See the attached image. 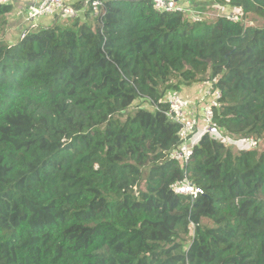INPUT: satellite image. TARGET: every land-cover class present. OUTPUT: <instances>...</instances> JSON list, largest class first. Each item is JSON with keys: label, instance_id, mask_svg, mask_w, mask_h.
<instances>
[{"label": "trees", "instance_id": "16d2710c", "mask_svg": "<svg viewBox=\"0 0 264 264\" xmlns=\"http://www.w3.org/2000/svg\"><path fill=\"white\" fill-rule=\"evenodd\" d=\"M217 1L238 20L105 0L13 45L0 2V264H264V152L204 132L175 161L160 102L207 83L211 126L264 140V0Z\"/></svg>", "mask_w": 264, "mask_h": 264}, {"label": "built area", "instance_id": "2783aa9c", "mask_svg": "<svg viewBox=\"0 0 264 264\" xmlns=\"http://www.w3.org/2000/svg\"><path fill=\"white\" fill-rule=\"evenodd\" d=\"M5 1L6 0H0L1 3H5ZM104 1L105 0H85L84 8L82 10L74 8L68 4L66 0H38L35 6L29 8L26 17L31 21L49 16L58 17L61 20H68L70 18L81 16V14H84L87 10L91 17L95 18L99 15ZM152 2L154 9L157 11H179L184 14V9L180 6L179 0H152ZM227 18L233 20V17L231 16ZM194 19L196 20L197 18ZM30 27L33 29L36 28V25L32 23ZM26 33V30L22 31L19 38H23ZM211 97L214 98L211 99V102L208 104L205 103L203 108L205 129L203 132H201V134L204 132L214 131L216 129L211 126V106L218 98H220V92L212 91L211 87L207 88L205 92L201 93L199 101L203 102V100ZM160 102L168 103L169 109L165 113L166 116L169 117L173 122L178 123L180 126L178 134L181 143L178 147L172 150L170 156L175 161L185 163L191 156L193 146L197 142L196 139H193V134L195 131H197L198 127V121H196L194 118L197 115L196 111L194 110V106H190L189 103L177 92H170L167 97L163 98ZM243 140L249 141V139ZM173 190L178 194L190 196L192 199L203 194L202 188L191 184L187 179H184L178 184L174 185Z\"/></svg>", "mask_w": 264, "mask_h": 264}, {"label": "rangeland", "instance_id": "374dc122", "mask_svg": "<svg viewBox=\"0 0 264 264\" xmlns=\"http://www.w3.org/2000/svg\"><path fill=\"white\" fill-rule=\"evenodd\" d=\"M204 1L207 4L198 5L199 7H191V5H187V4L182 3L183 1L182 2L179 1L180 6L184 9V11H183L184 14L182 13L183 17L187 21H190V22H212L218 16H226V17L231 16V17H233V21H236V20H238L239 16L241 15L240 9L239 10H233V7H230L227 4L217 3L218 2L217 0H204ZM91 18H93V17H91ZM194 18H197V19L195 20ZM59 22H64V21H59ZM244 25L253 26V27H262V26H264V18L257 16L255 14H250V15H248L247 19L244 21ZM202 84H204V83H201L198 85L201 87ZM198 85H197V87H199ZM208 86L209 85H206L205 87L201 88L199 97L196 98L194 96L196 101L200 100L201 93L205 92V90L207 88L211 87V86H209V87ZM167 95H165L164 97H167ZM213 98L214 97L207 98V99H209V101H207V102L208 103L211 102V99H213ZM186 101L189 103L188 100H186ZM203 102H205V100H203ZM141 105L147 109L149 108V109L153 110V107L151 106V104L146 100V101H135L129 107L127 112L134 111L137 107H142ZM189 105H190V103H189ZM197 105L198 104H194V110L196 111V114H197L194 118L196 121H198L197 131H195L193 134L194 140L195 139L197 140V137L205 129L204 120H203V117H204V109L203 108H204L205 104H203V106L201 107L200 112H198ZM121 118H123V116ZM209 133L213 137H216L219 140L226 142L225 144H227L228 146H229V144H233V146H229V147H231L234 152H237L240 149H244L245 147H247V149L255 148L259 152H264V140H262V139L258 140L257 143L251 139H249V141H244L243 140L244 138H242V137H240V138L231 137V136L227 135L226 133H224V131L222 129H218V128H216L214 131H210ZM139 189H141V190L144 189V181L141 182ZM192 233H193V231H190L189 236H191ZM188 242L189 241H187V243ZM186 246H187V244H186Z\"/></svg>", "mask_w": 264, "mask_h": 264}, {"label": "crops", "instance_id": "0c3cea01", "mask_svg": "<svg viewBox=\"0 0 264 264\" xmlns=\"http://www.w3.org/2000/svg\"><path fill=\"white\" fill-rule=\"evenodd\" d=\"M38 0H6V3H10L12 6L11 12L8 14L6 17V32H5V40L9 45H13L19 40V35L21 34L22 31H24L27 27L31 26L32 23H34L36 26H44L48 27L51 26L54 23H60L59 21H64L59 19L58 17H46V18H39L36 20H28L27 19V11L29 10L30 7H33L36 5ZM68 4L73 6L74 8L77 9H82L84 8V3L85 0H66ZM183 1L182 3L191 5V7H199L198 5H205L204 0H179ZM233 10H239L238 8H234ZM79 17V16H78ZM81 20L82 15L80 16ZM66 22V21H64ZM208 85L207 83L202 84L200 87H184L181 88L179 91V95L186 100L189 101L190 105L194 106V104H198V112H200L201 107L203 104H208L207 101L209 99H206L205 102H200L196 101L194 96L197 98L200 95L201 88L205 87Z\"/></svg>", "mask_w": 264, "mask_h": 264}, {"label": "clouds", "instance_id": "9594fccd", "mask_svg": "<svg viewBox=\"0 0 264 264\" xmlns=\"http://www.w3.org/2000/svg\"><path fill=\"white\" fill-rule=\"evenodd\" d=\"M6 3V2H5ZM64 21H66V20H64ZM37 27V26H36ZM20 36V35H19ZM20 39V38H19Z\"/></svg>", "mask_w": 264, "mask_h": 264}]
</instances>
